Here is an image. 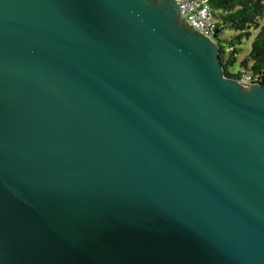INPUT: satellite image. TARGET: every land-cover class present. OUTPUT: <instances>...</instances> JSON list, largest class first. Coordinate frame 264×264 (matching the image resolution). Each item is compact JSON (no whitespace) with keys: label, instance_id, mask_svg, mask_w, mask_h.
I'll return each instance as SVG.
<instances>
[{"label":"water","instance_id":"obj_1","mask_svg":"<svg viewBox=\"0 0 264 264\" xmlns=\"http://www.w3.org/2000/svg\"><path fill=\"white\" fill-rule=\"evenodd\" d=\"M0 264H264V86L175 0H0Z\"/></svg>","mask_w":264,"mask_h":264},{"label":"trees","instance_id":"obj_2","mask_svg":"<svg viewBox=\"0 0 264 264\" xmlns=\"http://www.w3.org/2000/svg\"><path fill=\"white\" fill-rule=\"evenodd\" d=\"M210 6L218 20L217 43L226 76L237 80L245 73L259 78L258 85L264 86V0H211ZM225 29L237 34L221 40ZM254 33L249 56L240 61L238 73L231 74L230 68L238 62L237 42L241 45L243 39L251 38Z\"/></svg>","mask_w":264,"mask_h":264},{"label":"built area","instance_id":"obj_3","mask_svg":"<svg viewBox=\"0 0 264 264\" xmlns=\"http://www.w3.org/2000/svg\"><path fill=\"white\" fill-rule=\"evenodd\" d=\"M182 16L188 24L197 32L211 39L217 45L218 20L211 9V0H175ZM243 85H258L259 78L241 73L237 79ZM256 83V84H255Z\"/></svg>","mask_w":264,"mask_h":264},{"label":"rangeland","instance_id":"obj_4","mask_svg":"<svg viewBox=\"0 0 264 264\" xmlns=\"http://www.w3.org/2000/svg\"><path fill=\"white\" fill-rule=\"evenodd\" d=\"M236 34L237 33L232 31L231 29H225L221 33L220 38H221V40H225V39H229V38L235 36ZM255 36L256 35L254 33L251 38L243 39L241 45L237 42L236 48H237V50L239 52V54H238V62L230 68L231 74H237L239 69H240V61H242L243 59H245L246 57L249 56V53L251 51V46H252V43H253V41L255 39Z\"/></svg>","mask_w":264,"mask_h":264}]
</instances>
